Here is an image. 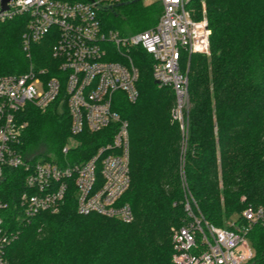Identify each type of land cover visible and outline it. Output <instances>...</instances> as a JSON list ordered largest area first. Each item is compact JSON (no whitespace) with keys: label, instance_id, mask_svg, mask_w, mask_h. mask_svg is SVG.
I'll return each instance as SVG.
<instances>
[{"label":"trees","instance_id":"obj_1","mask_svg":"<svg viewBox=\"0 0 264 264\" xmlns=\"http://www.w3.org/2000/svg\"><path fill=\"white\" fill-rule=\"evenodd\" d=\"M194 18L204 15L211 29L208 53L183 56L188 62L185 139L170 118L175 97L151 76V57L130 50L138 68V99L131 103L116 92L114 110L128 122L130 185L119 199L128 203L133 220L124 222L98 213L81 214L68 195L56 213L27 218L19 210L24 174L12 169L0 183L9 203L5 224L16 234L6 247L11 264H175L173 230L184 221V183L203 216L222 228L244 222L243 210L264 212V0H189ZM158 2L134 0L102 11L107 27L130 34L152 27ZM24 17L0 22V74L26 71L22 50ZM39 67L51 59L50 44L34 43ZM35 68L38 64H33ZM20 149L29 160L39 156L64 162L62 148L71 136L68 110L57 103L47 110L28 107ZM115 124L74 136L67 158L89 159L112 138ZM246 237L253 257L264 262V222Z\"/></svg>","mask_w":264,"mask_h":264},{"label":"built area","instance_id":"obj_2","mask_svg":"<svg viewBox=\"0 0 264 264\" xmlns=\"http://www.w3.org/2000/svg\"><path fill=\"white\" fill-rule=\"evenodd\" d=\"M134 0H0V22L24 17L22 50L32 58L34 43L51 37V60L44 67L30 63L21 73L0 74V183L12 169L24 174L19 210L31 218L40 212H58L68 195L75 197L81 214L98 213L124 222L133 220L128 203L119 199L130 185L128 122L114 110L116 92L138 99V68L130 50L141 48L152 59L151 76L158 86L172 89L175 102L170 118L185 139L184 110L188 101V62L183 56L208 53L211 29L204 11L194 18L189 0H144L161 6L156 23L130 34L107 27L102 7ZM57 103L70 115L71 143L63 146L64 162L29 160L20 149L32 106L47 110ZM115 124L109 142L89 159L71 162L66 156L76 144L74 136L97 132ZM184 221L172 233L171 260L175 264H245L253 257L246 237L256 223L264 222L261 207H246L244 222L222 228L209 222L197 208L184 183ZM9 203L0 194V264H11L7 245L16 238L5 224ZM264 264V262L262 263Z\"/></svg>","mask_w":264,"mask_h":264},{"label":"rangeland","instance_id":"obj_3","mask_svg":"<svg viewBox=\"0 0 264 264\" xmlns=\"http://www.w3.org/2000/svg\"><path fill=\"white\" fill-rule=\"evenodd\" d=\"M141 2H143V3H147L146 1H144V0H140ZM109 28H111V27H109ZM112 29H114V30H118L117 28H112ZM121 32V31H120ZM24 33V32H23ZM121 33H123V32H121ZM23 36V35H22ZM49 39H44L42 42H40V44H42V43H45V44H50V46L54 43V39L53 38H51V37H48ZM37 44V43H36ZM36 51V50H35ZM34 51V47H33V49H32V56H33V61H32V63H34V64H38V67H39V64L40 63H38V57H36V55H35V52ZM24 52V51H23ZM25 54V53H24ZM25 57H26V54H25ZM26 60L28 61L29 60V58L28 57H26ZM51 59H49V60H47V62H46V65L49 63V61H50ZM175 102V101H174ZM174 105V104H173ZM173 107V106H172ZM171 110V109H170ZM71 141H72V138H71V136H70V138H69V141H68V143H71ZM73 142V141H72ZM41 159H43V157L42 156H39L38 158H37V160H41ZM183 198H184V195H183ZM173 233V232H172ZM171 237H172V234H171Z\"/></svg>","mask_w":264,"mask_h":264},{"label":"water","instance_id":"obj_4","mask_svg":"<svg viewBox=\"0 0 264 264\" xmlns=\"http://www.w3.org/2000/svg\"><path fill=\"white\" fill-rule=\"evenodd\" d=\"M9 0H3V2H4V6L6 7V3L8 2ZM125 3H127V2H125ZM122 4V3H121ZM112 8V6H104V7H102V9L103 10H107V9H111Z\"/></svg>","mask_w":264,"mask_h":264}]
</instances>
